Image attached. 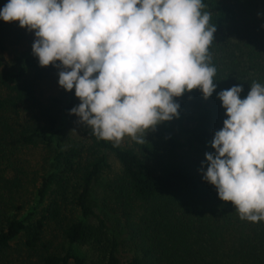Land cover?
<instances>
[{"label":"trees","instance_id":"obj_1","mask_svg":"<svg viewBox=\"0 0 264 264\" xmlns=\"http://www.w3.org/2000/svg\"><path fill=\"white\" fill-rule=\"evenodd\" d=\"M203 2L216 28V89L173 98L184 141L167 121L143 144L114 146L82 123L69 140L75 89L44 97L41 83L58 67L40 66L33 52L7 70L8 36L20 25L0 18V264H85L75 244L90 247L91 264H264V221L241 220L200 171L227 118L217 93L242 85L244 99L253 81L264 84V0ZM109 153L119 163L112 173Z\"/></svg>","mask_w":264,"mask_h":264},{"label":"clouds","instance_id":"obj_2","mask_svg":"<svg viewBox=\"0 0 264 264\" xmlns=\"http://www.w3.org/2000/svg\"><path fill=\"white\" fill-rule=\"evenodd\" d=\"M206 7L203 0H8L0 18L34 31L39 65L60 68L59 85L80 100L70 114L119 146L125 136L143 144L147 130L178 116L174 97L199 88L207 99L215 91L209 48L216 28ZM242 91L233 85L217 93L227 118L200 171L241 220L259 223L264 84L253 81L244 99Z\"/></svg>","mask_w":264,"mask_h":264},{"label":"rangeland","instance_id":"obj_3","mask_svg":"<svg viewBox=\"0 0 264 264\" xmlns=\"http://www.w3.org/2000/svg\"><path fill=\"white\" fill-rule=\"evenodd\" d=\"M35 40L34 31H28L26 28L23 27H17L15 30H13L9 36L8 41L10 42L8 49L5 51V63L7 70H12L20 66L22 59L32 52V44ZM61 69L57 68L53 72H51L49 75H47L44 80L41 83L40 91H42L44 97L49 96H59L62 98V91L63 87L59 85V71ZM165 121L158 123L155 126V129H149L146 131V133H155L156 136L160 137L162 130H163V124ZM170 129L172 130L173 134L176 136L177 139L184 141L187 139L188 135L185 132V125L182 121H180L176 116L173 117V119L167 121ZM79 117L75 114H72L70 119V124L68 128L67 138L69 140L76 139L81 136L80 130H79ZM129 137L125 136L121 143H124L128 141ZM40 151L39 150H33L28 153V157L31 159V163L34 164L35 161L39 160ZM109 162L111 164V170L110 173L118 171L119 170V163L114 158L112 154L109 153L108 156ZM92 197L94 200L99 204L100 199L102 197V191L101 187H97L92 194ZM95 212L100 213L101 210L99 208H94ZM75 250L77 253L83 257L85 264H91L92 259V251L88 245H74Z\"/></svg>","mask_w":264,"mask_h":264}]
</instances>
